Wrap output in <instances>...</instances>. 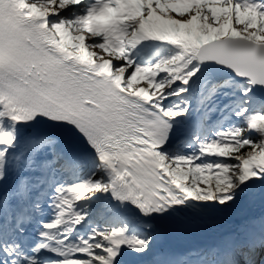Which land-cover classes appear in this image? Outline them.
Wrapping results in <instances>:
<instances>
[{
  "label": "snow or ice",
  "instance_id": "1",
  "mask_svg": "<svg viewBox=\"0 0 264 264\" xmlns=\"http://www.w3.org/2000/svg\"><path fill=\"white\" fill-rule=\"evenodd\" d=\"M257 188L264 0H0V264H139ZM155 264H264V220Z\"/></svg>",
  "mask_w": 264,
  "mask_h": 264
},
{
  "label": "bare ground",
  "instance_id": "2",
  "mask_svg": "<svg viewBox=\"0 0 264 264\" xmlns=\"http://www.w3.org/2000/svg\"><path fill=\"white\" fill-rule=\"evenodd\" d=\"M195 116H196V114L194 113V118H195ZM255 195H256V197H258L260 195L259 200L264 201V194L261 193L259 188L256 189L255 194L252 196H255ZM247 198H245L243 201H241L239 204L233 206L232 208H227V209H233V208L245 206L247 204V201H246V200H248ZM214 210L225 211V209H214ZM251 211L253 212L254 215L251 214L248 216L247 219L243 220L240 223L241 224L240 228L248 226L253 221L259 223L261 220H264V203L259 202L258 206L255 205ZM184 250H186V249H183L182 247H179L176 244L175 239L172 238L171 232L166 231V232H164L158 236L157 241L154 245L153 254L157 255L158 257H161L162 254H165V253H175V254L179 255Z\"/></svg>",
  "mask_w": 264,
  "mask_h": 264
},
{
  "label": "rangeland",
  "instance_id": "3",
  "mask_svg": "<svg viewBox=\"0 0 264 264\" xmlns=\"http://www.w3.org/2000/svg\"><path fill=\"white\" fill-rule=\"evenodd\" d=\"M143 83V81H142ZM157 241V240H156ZM160 257L154 255L153 253L150 254L148 257H143L139 260V264H155V261L158 260Z\"/></svg>",
  "mask_w": 264,
  "mask_h": 264
},
{
  "label": "water",
  "instance_id": "4",
  "mask_svg": "<svg viewBox=\"0 0 264 264\" xmlns=\"http://www.w3.org/2000/svg\"><path fill=\"white\" fill-rule=\"evenodd\" d=\"M257 198H259V196L258 197H256V195L255 196H250V197H248V200L251 201V200H255Z\"/></svg>",
  "mask_w": 264,
  "mask_h": 264
}]
</instances>
